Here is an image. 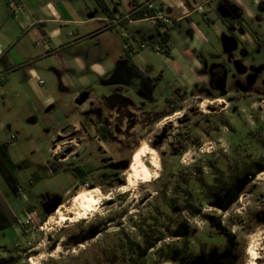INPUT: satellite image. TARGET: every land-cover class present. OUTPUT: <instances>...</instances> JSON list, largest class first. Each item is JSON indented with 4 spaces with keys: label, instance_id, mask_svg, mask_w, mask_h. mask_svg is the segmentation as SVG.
<instances>
[{
    "label": "rangeland",
    "instance_id": "374dc122",
    "mask_svg": "<svg viewBox=\"0 0 264 264\" xmlns=\"http://www.w3.org/2000/svg\"><path fill=\"white\" fill-rule=\"evenodd\" d=\"M186 1L183 0L184 5ZM189 1L194 7L202 6V10H191L187 18L168 29L161 26L160 33L154 22L138 21L131 25L152 36L142 48H139V41L134 43L138 50L130 54L136 65L130 68L135 72L131 73V81L122 73L124 82L103 85L105 78L101 79L90 67L91 58L96 56L94 62L105 60V65L113 70L118 68L123 31L119 28L104 35L105 42L110 43L108 52L101 50L83 56L89 59V70L84 72L73 63L72 72L58 69L57 73L58 55L47 53L41 45H29L23 39L18 44V49H22L20 54L17 50L20 57H14L15 52H11L10 61L0 64V174L9 188L20 196V208L12 196L8 197L14 210L26 211L20 215L19 227L11 223L0 206V264H31L32 256L39 255V264H246L248 238L257 231L262 234L264 247V177L258 178L261 171L252 176L257 166L264 165V142L262 145L252 134L258 132L264 136V125L259 126L264 121H253L257 116L264 120V107L259 108L255 101L253 108L242 110L243 103L238 100L235 101L237 109L230 111L232 102L228 96H218V101L211 104L213 99L207 95L222 90L206 84L202 76L213 74L212 69L221 65L230 72L216 71L214 76L224 79L222 89L228 88L233 98L243 97L240 87L257 91L264 87V46L254 48L248 22L242 27L237 23L230 26L221 17L233 18L234 0ZM160 2L162 0H156L154 4ZM245 2L256 14H262V5L259 7L255 0ZM127 6L128 0H123L119 10ZM15 9L16 6H10L8 13ZM12 18V14H8L11 22ZM261 20L264 23V18ZM191 22L194 29L198 27L207 37L204 44L209 52L201 64L185 50L203 47L197 35L192 38L188 34L193 27ZM61 27L63 43H71L68 50L60 51L63 56H82L84 49L99 47L95 40L81 41L77 29L81 30L74 24ZM250 27L259 31L255 21ZM260 33L264 41V34ZM104 36L101 35L103 42ZM25 66L35 69L38 75L26 76ZM115 75L116 70L106 78ZM40 79L43 84L39 83ZM112 93L121 96V100L116 98L104 104L102 99ZM86 94L92 99L81 107L76 96ZM192 94L201 97L198 99ZM49 98L53 105L47 104ZM199 100L208 104L197 106ZM226 104L228 107L220 111ZM100 107L101 122H108L111 117L108 122L111 124H101V131L97 114ZM124 108L137 113V123L139 116L141 118L131 131L130 141L115 126L114 113ZM174 110L179 114L167 115L169 119L163 123L165 115ZM218 114L221 118H229L233 129L227 130L218 125V121L207 125L203 122ZM199 120L203 124L196 128ZM200 129H207V133L210 130L209 135L199 133ZM137 146L140 149L149 146L157 151L158 176L122 191L120 187L127 182L124 175L127 168L122 169L120 162L131 161ZM246 154L254 159L249 160ZM62 157L65 160L59 163L57 159ZM212 158L221 161L226 180L230 179L228 172L235 163L247 165L248 170L241 173L247 174L248 179L225 209L215 206L200 190L203 181L212 182L213 172L207 167L201 172L198 169L207 166ZM180 182L190 191L187 200L192 203L189 208L192 211L183 203L185 194L181 188L174 189L180 187ZM163 184L169 186L171 196L181 197L175 211H170L160 201ZM92 187L108 195L100 202L98 210L76 222L67 220L60 225H45L48 217L55 213L52 209L56 199L67 203L77 192ZM3 192L0 187V203L4 207ZM158 205L160 210L156 211ZM29 206L34 211L28 210ZM152 213L157 220L151 219ZM206 215L220 218L226 231L233 235L234 244L230 248L226 246L225 235L209 223ZM145 218L153 225L152 239L165 236L166 240L150 245L146 257L141 258L135 246L143 244V240L136 237L132 221ZM180 222L186 225L185 233L178 232ZM89 229L98 233L84 240L80 235ZM175 247L180 252L172 258L167 251ZM214 251L216 253L211 256L207 254ZM223 253H227L228 258ZM256 264H264V256L258 258Z\"/></svg>",
    "mask_w": 264,
    "mask_h": 264
},
{
    "label": "crops",
    "instance_id": "0c3cea01",
    "mask_svg": "<svg viewBox=\"0 0 264 264\" xmlns=\"http://www.w3.org/2000/svg\"><path fill=\"white\" fill-rule=\"evenodd\" d=\"M11 1H13L14 4H11V2L9 3L8 0H0V64L5 62L6 60L10 61V57L13 56L11 52H15L16 56L14 55V57H20L19 54L21 53L22 49H18V44L23 39L25 40L24 42H27L29 45L31 44L34 47L41 45V47L46 50L47 53L50 52L51 54L54 53V55H58L59 64L57 68H55V71L57 73L59 70L72 72L73 63L77 64V68L80 71L84 72L89 70L87 62L89 61V59H86L84 57L92 55V53L95 52H100L101 50H106L107 52L109 51L110 43L105 42L104 35L107 32L116 30L117 28H119L121 31L123 30L120 34L122 36V43H119V60H117L118 68H115L113 70L112 67L108 66L107 64L105 65V60L94 62L96 60V56L91 58V69L98 72V75L101 76V79L105 78L102 82L103 85L124 82V80L121 78L122 73H126L127 80L131 81L130 68L135 67L136 65L133 63L132 59L131 61H129L127 59V56H130V54L135 53L138 50L134 46L135 42L139 41V48H142V45H145L144 42L146 41V39H150L152 37L145 34L144 31L140 28L131 27L132 24H135L138 21H148L151 24L152 22H154V25H156L155 20L148 17L140 19H130L129 17L137 10L148 8L147 4H151V8L153 9L154 13H156V11H159L163 15L172 19L171 24H164L163 22L159 21L160 26L156 28L159 33L161 32V26H165L168 29L171 27V25H176L182 19L187 18L191 10L201 11L198 10L197 7L192 6L189 0L185 2V5L183 3V0H162V2H160V4L158 5L154 4L156 0H128V6L123 11L119 10V6L121 5V2L123 0H109V7L113 11L112 16L106 15L105 12H103L99 8L95 0ZM165 1H167V4L164 3ZM234 2L236 4V6H232V12L234 16L230 19V21L241 19L242 24L237 23L240 26L246 25V23L248 22L249 28L247 27V29H250L252 33L251 35H253L254 37L253 39L255 42V47H258V43L264 45V41L262 40L260 33L261 31L262 34H264V23L261 20L262 18H264V3L261 4V0H255V3L259 7H261L262 5V7L260 8V12H262V14H256L253 10L248 8L245 0H234ZM12 5L16 6V9L12 13H8V8ZM101 13H104V15ZM8 14H12L13 16L12 22L8 19ZM221 17L224 19L223 16ZM120 18L125 19H122L119 23H115L117 19ZM126 18H128L127 22L124 21L126 20ZM254 18H256V20ZM252 21H255L258 24L257 30L259 31H256L254 28L250 27ZM64 24H74L81 30V32H79V30L77 29V35H79L80 38L82 37L81 41L85 39L95 40V44L99 47L89 48L88 50L84 49V54L82 56L78 54L72 56V58L63 56L60 51L62 50L65 52L66 50H68V46L71 44L63 43V31L61 26ZM233 25H235V23L232 25L230 24V26ZM125 31L129 32L126 33ZM188 34L192 38L197 35V38H200L203 42V47L201 50L190 47H187L185 49L190 56H193L196 59V62L198 64H201V62L205 60L206 53L208 51L207 47L204 44V42H207V37L198 27L195 26L194 29V24L193 27H191V30H189ZM101 35L104 36V42L101 39ZM203 49H205V51ZM17 50L19 51V54L17 53ZM195 52L201 53V55L203 56V60L197 57ZM119 66L121 67V70H119ZM115 70L116 75L113 78H106L109 74H111V72H115ZM25 74L26 76L38 75L35 69L29 68L28 66H25ZM202 76L206 81V78H208V74H203ZM86 95L87 96H76V100L78 101L79 106L82 107L83 105L90 103V99L92 98H89L88 94ZM109 97L110 96H107V98ZM103 100L104 99H102V101ZM52 101L53 100L49 98V100H47L46 102L47 104L53 105Z\"/></svg>",
    "mask_w": 264,
    "mask_h": 264
},
{
    "label": "flooded vegetation",
    "instance_id": "af4514ba",
    "mask_svg": "<svg viewBox=\"0 0 264 264\" xmlns=\"http://www.w3.org/2000/svg\"><path fill=\"white\" fill-rule=\"evenodd\" d=\"M106 2L109 4V0H106ZM264 45L262 44V46H260V47H263ZM260 47H254L255 49L256 48H260ZM232 59H233V55H232ZM216 71H220V72H222V71H224V72H230L229 70H227V69H224L223 67H221V65H219L218 67H214L213 69H212V73L213 74H208V78H207V80H206V84H210L212 87H214V88H217V89H221L222 91H219L217 94H211L210 96H208L207 95V97H212V99L213 100H211L209 103H211V104H214V102H216V101H218V99H217V97L218 96H228V98H229V101L230 102H232V105H231V107H229V110L230 111H234V109H237V107L238 106H236V103H235V101H242V103H243V105L242 106H244V109H242V110H245V109H247L248 107L249 108H253L254 107V104L256 103L255 101H258V106H259V108H262V107H264V87L263 88H259L257 91H252V90H249V88L248 87H240V88H238V89H240L239 91H241L242 92V94H243V97L242 98H233V96L234 95H232L231 94V91L230 90H228V88H225V89H222L223 88V86H224V79L222 78V77H217L216 78V75L214 76V73L216 72ZM130 73H135L133 70L131 71L130 70ZM222 78V79H221ZM128 81H130V80H128ZM222 81V84L221 85H219V83ZM114 93H112V94H110L109 96V98H104V100H103V102H104V104L105 103H112V102H114V100L117 98V100H121V96H116L115 94L113 95ZM215 95H217V96H215ZM192 97H197L198 99H200V94H192L191 95ZM100 99H101V97H100ZM236 99V100H235ZM249 101H251V102H249ZM203 103V101L202 100H199V102H197V106H200L201 107V104ZM239 103V102H238ZM238 103H237V105H238ZM248 103V104H247ZM218 105L219 104H221V102H218L217 103ZM245 104H247L248 106H246ZM212 106H214V105H212ZM228 107V105L226 104L225 106H222V107H220V111L221 110H223V109H226ZM184 108V107H183ZM97 111H98V115H99V130L101 131V124H106V125H110L111 123H108V122H111V117H108V122H101V107L100 108H98L97 109ZM219 111V112H220ZM117 112V113H116ZM115 113H114V116H115V120L117 121V122H115V126L118 128V131H120V133L121 134H123V135H125L126 137H127V139H129V141H130V139H131V131L134 129V126H136V125H138L139 124V121L141 120V118H140V116H139V118H138V123L135 121V119H136V115H137V113H135L133 110L132 111H130V110H128V109H126V108H124L123 110H120V112H119V110H117ZM175 112V110L173 111V112H171V113H169V114H166L165 116H167V115H170V114H172V113H174ZM214 112H218L217 110H215ZM110 116H111V114H110ZM165 116H163V117H165ZM220 116H222V115H220V114H218V115H216L215 116V118L213 119V118H209L208 120H206V121H204L203 120V122L207 125L208 123H210V124H212L213 122H216L217 123V121H218V125H220V126H223V127H225L227 130H231V129H233V127H232V125H231V121H230V119L229 118H221ZM255 120V122L256 123H258V121H264V120H259L258 119V116L255 118V119H253V121ZM202 121L201 120H199L198 121V124L196 125V128H198V127H201L202 126V124H203V122L201 123ZM254 123V122H253ZM263 125H264V123H262V124H260L259 126H260V128L261 127H263ZM123 126H125V128L123 129ZM214 128H216L217 129V127L215 126ZM213 129V128H212ZM215 129V130H216ZM106 131H107V129H105ZM121 130H123V131H121ZM210 131V130H209ZM209 131H208V133H207V129H204L203 131H201V129L199 130V133H204V135H209ZM255 132V131H254ZM165 133V132H164ZM253 135H255L254 137L255 138H257V140L260 142V143H262V145H263V142H264V136H262V135H259V134H261V133H252ZM251 136V135H250ZM201 139H200V137H198V139H197V142H199ZM128 141V142H129ZM136 144V143H135ZM129 145H134V144H130L129 143ZM100 146H101V133H100ZM138 147V146H137ZM135 148V150L133 151V153H132V155H131V159H132V157H133V155L140 149V147H138V148ZM138 149V150H137ZM198 150H201V148L200 147H198ZM246 156H247V158L249 159V160H251V158H253L254 159V157H252V156H250V155H248V154H246ZM58 160V162L59 163H62L63 162V160H65L64 159V157H62L61 159H57ZM121 164V166H123L122 167V169L124 168V169H126L127 167L129 168V166H130V163H131V161H130V159L129 160H122L121 162H120ZM207 164V166H200V170H203V168H205V167H207L211 172H215V171H217V169H222V167H221V161H218L217 159H215V158H212V159H210L209 160V162L208 163H206ZM117 167V166H116ZM241 167H244V165H241ZM257 167H259L260 169L261 168H263L264 167V165H259V166H257ZM118 168V167H117ZM127 168V169H128ZM126 169V170H127ZM125 170V171H126ZM243 170H245V169H243ZM263 171H264V169H262ZM262 170H260L261 172H263ZM124 171V172H125ZM259 171V172H260ZM125 180H126V177H125ZM126 184V183H125ZM124 184V185H125ZM0 187L2 188V190L4 191L3 192V194H4V196H3V203L5 204L4 205V207H3V205H2V203H0V206L2 207V209H3V213L4 212H6V217H8V219L11 221V223H16L19 227H20V225H19V223H20V215L22 214V213H24V211H25V209H22L21 211H19V210H14V205H13V203H11V201L9 200V196H12V198H14V202H16L17 203V205H18V207L20 208V206H21V202H20V196L18 195V192L17 191H12L10 188H9V186H8V184L2 179V176H1V174H0ZM73 198V197H72ZM71 198V199H72ZM60 200V199H59ZM64 201H66V200H64ZM63 201V202H64ZM70 201V199H67V202H69ZM60 202H61V200H60ZM212 203H216V201H213ZM24 210V211H23ZM31 211H34V210H31ZM54 211H52V213H53ZM25 213H26V211H25ZM49 215H47L46 217H48ZM216 217V216H215ZM218 217H216V219H217ZM219 219V220H218ZM217 220L219 221V226L221 227V228H223V229H225V231H226V227H224L225 225H223V223H222V221H221V219L220 218H218ZM133 223V228H134V230H135V235H136V237H141L142 238V240H143V244H144V249L142 248V246H143V244H138V245H136L135 246V249H137V251L139 252V256L141 257V258H144V257H146V253H147V251H148V249H149V246H150V240H148V232H146V231H140L139 229H138V226H137V223H144V225H142L143 227H145V228H148V224H150V223H148V219H140L139 221H132ZM215 229L217 228V229H219V231H221V229L218 227V226H216V225H214L213 226ZM223 231V230H222ZM98 233V231H96L95 229L93 230H90V233H89V235H88V238L89 237H94L96 234ZM224 235V234H223ZM126 236H129L128 234H126ZM87 238V237H86ZM85 237H84V240L86 239ZM231 238H232V240H231V242H230V245H229V248L234 244L233 243V235L231 234ZM125 240H127V239H125ZM130 240V239H129ZM164 240V242H165V238L163 239ZM227 240V239H226ZM129 242H132L131 240L129 241ZM167 243V242H166ZM168 244V243H167ZM226 258H228V255L226 256ZM228 260H230V259H228Z\"/></svg>",
    "mask_w": 264,
    "mask_h": 264
},
{
    "label": "trees",
    "instance_id": "16d2710c",
    "mask_svg": "<svg viewBox=\"0 0 264 264\" xmlns=\"http://www.w3.org/2000/svg\"><path fill=\"white\" fill-rule=\"evenodd\" d=\"M8 2H12L11 0H8ZM95 2L97 3V5L99 6V8L105 12L106 15L108 16H112L113 15V11L112 9H110L109 7V4L106 2V0H95ZM154 15V12H153V9L152 8H145V9H141V10H137L134 14H132L129 18L130 19H140V18H144V17H148V18H151L152 16ZM128 18H126V20H124L125 22H127ZM228 25H232L234 23H239V24H242L241 23V19H236L234 21H230V20H226V19H223ZM155 26L158 27L160 26L159 24V20H156L155 21ZM242 26V25H241ZM258 47L262 46L261 43H258L257 44ZM164 52H167V50H164ZM196 56L199 57L201 60H203V56L201 55V53L199 52H195ZM127 59L129 61H131V56H127ZM240 164V165H238ZM238 165V166H237ZM241 165H244V167H241ZM258 169L252 173V176H254L256 173H258L260 170L264 169L263 168H259L257 167ZM246 171L248 170L247 169V165L246 164H242V163H235V166L231 167V171L228 172V178H230L229 180H226L225 179V176H224V172L222 171V169H217V171L213 172V179H212V182L211 183H207L201 179H203V177H200V178H197V179H200L198 180L199 182L203 181L201 183V188L200 190H202L203 194H206V197H208L210 199V202H213V201H216V203H213L215 206H218L219 208H222V209H225L227 208L234 200L235 198L239 195L240 191L242 190L245 182H246V179L247 178V174L244 175V173L242 174L241 172H244L245 170ZM200 170V169H198ZM245 171V172H246ZM201 172V170H200ZM39 178L38 176L36 177V179ZM182 182H184L183 180H181ZM180 187H175L174 189H178V188H181V191L185 194V196L182 197L183 199V203L185 204L186 208H190L192 207V203L187 200V196L190 195V191L188 189H185L181 186V182L178 183ZM176 186V185H175ZM169 186L167 184H163V186L161 187L160 189V201L161 203H163V205L168 208L170 211H175L178 207H179V200H181V197L179 198L178 194L175 195V196H171L169 194ZM93 188V187H92ZM85 190V189H83ZM83 190L79 191L76 195H78L80 192H82ZM74 195V196H76ZM73 196V197H74ZM159 205L158 206H155V210L156 211H159ZM28 210H32V206H29L28 207ZM190 211H192L191 209H189ZM207 216V215H206ZM169 218V220L171 219L170 216H167V219ZM209 221V223L214 226H218L220 229H221V232L222 234L225 235L226 239H227V248H229V245H230V242L232 240L231 238V234L228 232V231H225V229L221 228L219 225V219L217 220L215 216H212V215H208L206 217ZM151 219L152 220H157V216L156 215H153V213L151 214ZM142 225H144V223H137V226H138V229L140 231H146L148 232V240H150V245H154V244H157L158 241H160L161 239H164L165 236H161V237H155V239L153 238L152 239V236L150 234V232L152 231V228H153V225H150L148 224V228H145L143 227ZM178 228L180 231L178 232H181V233H185L186 231V225L185 223L183 222H180L178 225ZM90 230L89 229L88 231H86L84 234L82 233L80 236L81 238H86L89 233H90ZM223 230V231H222ZM79 236V237H80ZM154 237V236H153ZM132 243V242H130ZM138 245V244H137ZM216 250V247L214 248ZM170 251V250H169ZM203 253L205 252L204 250H201ZM180 252V249H178L177 247L175 248H171V251L167 253H170V257H175V255L177 253ZM216 251H214L213 253H207L209 254L210 256L215 254ZM227 253H223L224 256H226ZM196 257V256H195ZM197 259H199V255L196 257Z\"/></svg>",
    "mask_w": 264,
    "mask_h": 264
},
{
    "label": "bare ground",
    "instance_id": "6f19581e",
    "mask_svg": "<svg viewBox=\"0 0 264 264\" xmlns=\"http://www.w3.org/2000/svg\"><path fill=\"white\" fill-rule=\"evenodd\" d=\"M208 103L204 101L202 106ZM179 113H176L177 116ZM163 119L162 122L165 123ZM159 155L154 148L149 146H143L137 153L134 154L129 168L124 172L126 177V184L122 185L120 189L127 191L134 188L139 182H147L158 176L159 169ZM264 177V171L258 174V178ZM107 194H104L98 188H90L85 190L69 202L61 204L54 214L50 215L45 225L48 224H62L64 221L76 222L81 219L87 218L94 211L98 210L100 202L107 198ZM260 231L249 235V240L245 248L247 256L246 264H256V260L261 256V251L264 249L263 241ZM263 254V253H262ZM41 255L31 258V264H39L38 258Z\"/></svg>",
    "mask_w": 264,
    "mask_h": 264
},
{
    "label": "built area",
    "instance_id": "2783aa9c",
    "mask_svg": "<svg viewBox=\"0 0 264 264\" xmlns=\"http://www.w3.org/2000/svg\"><path fill=\"white\" fill-rule=\"evenodd\" d=\"M11 4H14V2L12 1ZM148 8H151L152 5L151 4H147ZM198 10H202V6H198L197 7ZM122 19H125V18H120V19H117V21L115 23H119ZM151 19L153 20H159L161 22H163L164 24H171L172 23V19L163 15L162 13H160L159 11H156V13H154V15L151 17ZM144 46V45H142ZM39 83L40 84H43V81L40 79L39 80Z\"/></svg>",
    "mask_w": 264,
    "mask_h": 264
},
{
    "label": "water",
    "instance_id": "95a60500",
    "mask_svg": "<svg viewBox=\"0 0 264 264\" xmlns=\"http://www.w3.org/2000/svg\"><path fill=\"white\" fill-rule=\"evenodd\" d=\"M222 84V81L219 83V85H221ZM128 168V167H127ZM62 203L60 202V200L59 199H56L55 200V202H54V205H53V209H52V211H56V209L61 205Z\"/></svg>",
    "mask_w": 264,
    "mask_h": 264
}]
</instances>
